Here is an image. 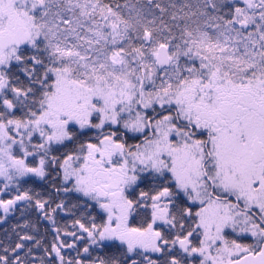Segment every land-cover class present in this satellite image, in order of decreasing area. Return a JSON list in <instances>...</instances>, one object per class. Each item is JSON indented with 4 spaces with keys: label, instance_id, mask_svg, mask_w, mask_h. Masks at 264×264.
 Listing matches in <instances>:
<instances>
[{
    "label": "snow or ice",
    "instance_id": "6c2138e0",
    "mask_svg": "<svg viewBox=\"0 0 264 264\" xmlns=\"http://www.w3.org/2000/svg\"><path fill=\"white\" fill-rule=\"evenodd\" d=\"M0 264H264V0H0Z\"/></svg>",
    "mask_w": 264,
    "mask_h": 264
}]
</instances>
